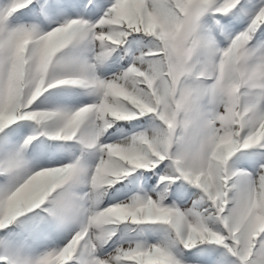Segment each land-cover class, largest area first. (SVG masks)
Returning a JSON list of instances; mask_svg holds the SVG:
<instances>
[{"label":"snow or ice","instance_id":"snow-or-ice-1","mask_svg":"<svg viewBox=\"0 0 264 264\" xmlns=\"http://www.w3.org/2000/svg\"><path fill=\"white\" fill-rule=\"evenodd\" d=\"M0 264H264V0H0Z\"/></svg>","mask_w":264,"mask_h":264}]
</instances>
